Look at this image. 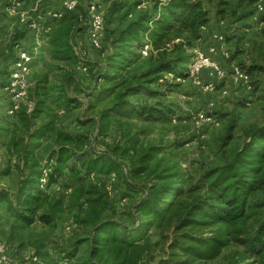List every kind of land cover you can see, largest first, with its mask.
<instances>
[{"label":"trees","instance_id":"obj_1","mask_svg":"<svg viewBox=\"0 0 264 264\" xmlns=\"http://www.w3.org/2000/svg\"><path fill=\"white\" fill-rule=\"evenodd\" d=\"M82 1L77 0L72 11L61 5L55 11L61 12V18L44 21L43 51L50 70L58 68L56 64L79 63L73 36L87 15L88 2ZM232 1L223 0L220 5L236 14L246 0H239L236 8L229 5ZM256 2L248 0V7ZM130 15L134 13L128 11L124 17ZM210 22V11L202 0H154L149 9L110 31L98 50L99 61L86 62L91 64L90 72L84 64L83 74L91 73L90 92L83 93L75 75L66 70L57 87L56 100L67 103L69 90L110 98V105L97 115L76 123L64 124L56 118L38 123L51 105V88L47 73L33 75L13 114L15 128L2 129L6 156L0 176L14 171L19 183L14 192L0 188V204L5 205L12 230L37 224L55 227L64 211L75 207L83 213L82 217L73 214L75 225L84 232L69 241L57 260L40 245L29 257L36 259L35 264H154L157 258L156 264H207L232 248L238 250L228 255L227 264H264V126L249 129L237 149L224 150L231 126L216 157L218 164L195 162L185 168L162 166L166 149L140 144L141 130L134 131V121L164 123L174 115L171 106L158 101L165 96L160 90L171 91L176 78L188 77L187 66L193 58L188 50L203 37ZM24 34L26 29L5 51L7 66L16 60ZM145 43L151 50L143 58L140 49ZM140 60L147 67L128 72ZM237 66L249 76L252 92L260 69ZM4 75L2 89L8 71ZM169 75L171 80L166 78ZM134 97L139 99L130 102ZM113 127L121 131L119 145L106 142ZM98 145L103 146L102 152H97ZM107 178L137 197L124 193L112 202ZM111 188L117 192L115 186ZM129 196L134 198L127 213L134 218L131 226L114 219L117 213H126L118 207Z\"/></svg>","mask_w":264,"mask_h":264},{"label":"rangeland","instance_id":"obj_2","mask_svg":"<svg viewBox=\"0 0 264 264\" xmlns=\"http://www.w3.org/2000/svg\"><path fill=\"white\" fill-rule=\"evenodd\" d=\"M62 1L24 0L20 7L30 12L36 9L41 16L45 17L43 14L47 13V11H60L62 9ZM78 1L83 3L82 0ZM153 1L87 0V2L97 5V10L104 19V40H102L104 45L106 44L105 38L110 31L122 27L139 12L149 9ZM202 1L205 8L210 11L211 22L208 29L203 32V37L194 43L193 47L188 50V53L194 54L198 52L207 55V48L211 42L212 34L222 32L225 36V47L230 54V59L225 60L221 56H216L213 57V60L223 67L227 78L223 82L214 81L216 91L213 92H204L189 80L183 83L175 82L176 86L171 91L163 87L160 91L165 96L157 99L173 108L175 113L171 116V119L164 123L136 122L133 120L136 123L134 131H139V129L142 131L138 134L140 144L144 146H160L166 149L164 155H162L165 160L162 166L167 165L170 167L177 165L185 168L187 165L195 162L218 164L219 162L216 157L220 156L219 150L231 126H233L231 136L226 141L227 144L224 150L237 149L249 129L264 126V8L260 11L256 7L260 2V5H264V0H257L250 7H248V0H246L240 9L235 7L239 0H233L229 5L231 8H236L238 11L236 14H232V11H229L230 8H227V11L224 6L220 5V2L223 0ZM5 4L6 0H0V157L6 156L2 144L3 137L1 133H4L2 129L10 128L12 130L16 125L14 124L15 120L13 116H9L7 113L9 104L6 93L2 89L4 72L9 71L15 61H12L7 66L3 61V56L13 43L14 37L24 29H26V34L19 38L20 46L18 50L23 49L31 52L33 55L26 65V89L28 90L32 85L33 75L37 73L48 74V86L51 88V105L47 108L48 110L43 114L42 119L38 123L43 119L47 121L54 118L64 124L69 122L76 123L77 119L87 115H97L101 110L110 105V98L104 94L100 96V100L96 94L88 97L75 94L70 90L67 93V97L69 98L68 103L67 100H56L57 87L60 85L65 70L71 71L75 75L77 83L84 89L83 93L90 92L92 85L90 83L91 73L84 75L83 73L85 72L80 71L81 60L77 53V47L79 44L85 45L87 55H84L82 59H84L83 63L85 62L84 64L89 68V72L91 64L88 65L86 62H98L101 51L88 47L86 41V23L80 22L77 27L78 30L73 36L74 51L75 54L77 53L76 56L79 63L75 62L76 65L74 66L67 63L56 64L58 68L53 67L50 70L48 68L49 58L43 51L45 32L42 31V28H28L26 24L27 21L29 23L38 20V17L32 14V16L29 15L25 20L26 23H20L17 16L7 15ZM220 9H225L226 13L219 15L218 11ZM128 11L129 13H134V15L124 17ZM249 13L251 16L246 17L245 15ZM131 16L133 18H129ZM40 21L44 24L43 19H40ZM238 64H243L246 69L252 66L260 69V75L256 78L257 83L254 84L255 88L252 92L245 91L241 86L231 81V69L234 65ZM146 67L147 62L140 60L128 72H138ZM166 78L171 80L168 76ZM199 78L204 83L212 82V78L209 77L207 71L201 72ZM64 86H67V82L64 83ZM152 87L153 89L157 88L156 85ZM222 89L228 90V96L224 98L219 97L218 91ZM138 99L134 97L130 98L129 101L135 103ZM212 101L215 103V107L211 110L208 104ZM205 116L211 117L213 122H205ZM120 133L121 131L117 127L111 128L106 137V142L111 145H119L122 143ZM96 150L97 152H102L103 146L98 145ZM108 180L107 178V182ZM141 180L142 183L147 182L143 179ZM113 182L110 180L108 182L112 184L111 186H115L117 190L114 193L112 191L113 188L109 187L111 190L110 200L112 202L115 203L118 196L124 193L137 197L136 193L132 191V193L128 192L120 184V186H116ZM18 183L19 175L14 171L0 176V188L2 189L14 192ZM133 201L134 198H130L129 196L127 197V201L119 203L118 208L120 211L125 210L126 213H117L114 219L121 220L129 226L133 225L134 218L127 214L131 209ZM64 205H66V202ZM73 214L80 217L83 216V213H80L77 208L72 207L70 211L67 209L64 211L55 227H44L37 224L26 230H12L10 229V220L8 219L5 205L0 204V240L7 246L10 245L12 247L8 253L9 260L6 264H35V261H31L29 257L32 253H35L37 247L40 245H42L43 252L48 253L49 257L54 260L59 259L57 255L65 247L68 248L67 244L77 236V233L81 236L84 235L80 227L75 225ZM110 214L113 216L112 213ZM156 240L154 239V241ZM235 250L238 249L232 248L226 255L223 254L219 259L207 264H227L228 255ZM157 259L154 261V264L157 263Z\"/></svg>","mask_w":264,"mask_h":264},{"label":"built area","instance_id":"obj_3","mask_svg":"<svg viewBox=\"0 0 264 264\" xmlns=\"http://www.w3.org/2000/svg\"><path fill=\"white\" fill-rule=\"evenodd\" d=\"M262 1V0H261ZM6 3L9 4L6 6V13L9 16H17L20 23H24L28 16L36 15L38 20L34 22L27 21L28 28H42L43 32H47L43 23L40 19H59L61 18V12H47L41 16L36 9L32 12L23 10L20 6L22 2L18 0H6ZM261 3V2H260ZM257 4L258 10H263L264 5ZM63 9L66 11H72L77 6V0H63L61 2ZM86 18L82 19L84 23L87 24L86 30V41L88 47L94 50H99L102 45L103 35H104V19L100 15L97 10V5L92 2H88L86 8ZM39 14V15H38ZM39 22V24H38ZM41 22V24H40ZM77 53L80 57V69L82 72H86V68H84L83 56L87 55L85 51V45L79 44L77 47ZM151 48L145 43L140 49V54L143 58L149 55ZM76 53V54H77ZM207 55H203L202 53L195 52L193 58L190 60L188 64L189 75L187 78H176V83H183L185 81H190L198 88L202 89L204 92H213L216 91V85L214 81L223 82L226 80V71L223 67L213 60V57L221 56L223 59H230V54L225 47V36L220 33H213L211 42L207 48ZM33 57L31 52L26 50H19L17 53V58L15 62L11 65V69L8 71V77L6 83L3 86V90L7 96V102L9 104L7 113L9 116H13V114L17 111L19 104L24 100L26 96V65ZM207 71L210 78H212V82L204 83L200 80L199 75L201 72ZM172 78L171 75L168 76ZM231 81L234 84L241 86L245 91H250V78L245 71L239 68L237 65H234L231 69ZM219 97L228 96V90L222 89L218 91ZM209 109H214L215 103L212 101L208 104ZM205 122H213L211 117H204ZM2 162V157H0V164ZM8 249L4 242L0 240V264L8 263ZM36 261V259H33Z\"/></svg>","mask_w":264,"mask_h":264},{"label":"crops","instance_id":"obj_4","mask_svg":"<svg viewBox=\"0 0 264 264\" xmlns=\"http://www.w3.org/2000/svg\"><path fill=\"white\" fill-rule=\"evenodd\" d=\"M4 149V148H3Z\"/></svg>","mask_w":264,"mask_h":264}]
</instances>
